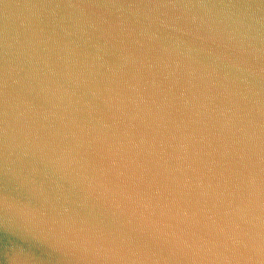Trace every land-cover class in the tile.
I'll use <instances>...</instances> for the list:
<instances>
[{"label":"water","instance_id":"water-1","mask_svg":"<svg viewBox=\"0 0 264 264\" xmlns=\"http://www.w3.org/2000/svg\"><path fill=\"white\" fill-rule=\"evenodd\" d=\"M0 264H264V0H0Z\"/></svg>","mask_w":264,"mask_h":264}]
</instances>
